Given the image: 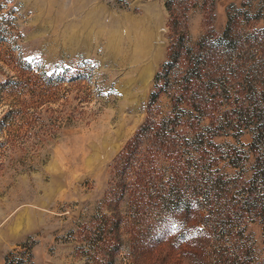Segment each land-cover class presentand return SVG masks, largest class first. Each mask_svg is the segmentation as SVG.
Returning <instances> with one entry per match:
<instances>
[{"label":"rangeland","instance_id":"obj_1","mask_svg":"<svg viewBox=\"0 0 264 264\" xmlns=\"http://www.w3.org/2000/svg\"><path fill=\"white\" fill-rule=\"evenodd\" d=\"M0 264H264V0H0Z\"/></svg>","mask_w":264,"mask_h":264},{"label":"trees","instance_id":"obj_2","mask_svg":"<svg viewBox=\"0 0 264 264\" xmlns=\"http://www.w3.org/2000/svg\"><path fill=\"white\" fill-rule=\"evenodd\" d=\"M168 65H169L168 63L165 64V66H168ZM164 69H166V71H167V67H162L161 68V70H164ZM160 76H161V74L159 73L158 76L156 77V82H155V85L157 84L155 86L156 88L158 87L157 78L160 77ZM177 92L180 95H184L185 94L183 92V87L180 88ZM155 95L156 94L154 93L152 96L155 97ZM147 127H148V124H145L140 130H138L136 132L135 136L131 139V141L128 142V144H127V146L125 148V154L123 153V155H121V158L122 159H123V157H126V158L129 157V158H131L130 154H133L135 151H139V149H140L139 147L136 150H133V148L136 146V141H139V140H142L143 139V134H144V132H145V130H146ZM147 129H149V127ZM119 160H120V158H119ZM125 180H126V177H125ZM137 183L144 184L143 181H142V179H140L139 177H138Z\"/></svg>","mask_w":264,"mask_h":264}]
</instances>
